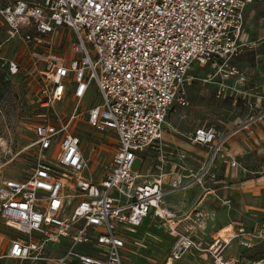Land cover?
<instances>
[{
  "label": "built area",
  "instance_id": "built-area-1",
  "mask_svg": "<svg viewBox=\"0 0 264 264\" xmlns=\"http://www.w3.org/2000/svg\"><path fill=\"white\" fill-rule=\"evenodd\" d=\"M256 1L261 0L0 2V22L7 27L2 44L19 39L32 47L30 61L43 64L42 85L34 93L41 110L22 123L32 133L29 147L35 157L30 172L15 178L4 177L0 170V260L123 264L131 235L148 216L172 238L169 260L193 250L208 254L210 264H239L236 257L222 255L226 245L235 239L248 248L264 240L261 224L253 230L230 226L225 237L217 231L208 241L214 212L202 199L185 209L166 200L193 181L209 182L212 192L219 183L216 161L231 167L238 163L225 148L227 139L240 130L251 135L264 119V90L253 94L245 88L246 73L229 62L247 44L245 9ZM61 29L73 34L66 55L51 47ZM42 44L49 48L42 51ZM6 61L8 73H16L19 62ZM193 64L211 68L201 80L216 85L217 97L228 92L232 102L241 99L248 112L238 128L224 136L212 125L190 131L187 139L205 146L206 156L196 171L178 172L165 182L169 151L162 132L173 103L188 104L187 86L196 78L189 72ZM217 74L233 78V84L214 80ZM91 83L99 101L84 106ZM67 93L72 95L71 109L61 114L55 104ZM82 120L116 139L99 180L83 175L87 159L73 130ZM147 152L154 156L153 172L133 171L134 161L143 160ZM185 156L178 152L180 160ZM214 195L221 204H230L229 197Z\"/></svg>",
  "mask_w": 264,
  "mask_h": 264
},
{
  "label": "rangeland",
  "instance_id": "rangeland-1",
  "mask_svg": "<svg viewBox=\"0 0 264 264\" xmlns=\"http://www.w3.org/2000/svg\"><path fill=\"white\" fill-rule=\"evenodd\" d=\"M2 1L5 0H0ZM244 20L247 44L243 50L232 56L229 62L243 69L247 76L244 87L255 94L260 89V84L264 83V0L249 4L245 9ZM6 29V25L0 22L2 46L0 47V170L4 177L23 178L30 172L35 156L33 148L29 147L32 133L22 123L29 121L41 110L35 102L34 93L42 85L40 71L43 69V64L41 61H30L29 50L32 47L24 45L19 39L2 44ZM70 33L67 29H61L59 35L54 38V43L51 44L52 50L59 49L58 53L66 55L67 40L73 38V34ZM44 47L49 48L42 44L39 49L43 51ZM7 58L19 62L16 73H8ZM210 71L212 72L211 68H198L193 64L189 72L196 78L187 86L188 104L180 105L174 102L167 114L165 125L180 138H185V134L200 124L212 125L221 136H224L238 128L239 122L248 112L241 99L233 103V96L228 92L225 96L217 97L216 85L201 80ZM213 79L229 84H233L234 81L233 78H225L219 74ZM71 96V93H67L61 102L55 104V109L59 113H69ZM253 98L251 96V100ZM98 101L99 95L95 84L91 83L83 99L84 106ZM73 130L82 142V152L87 159V168L83 171V175L92 180H99L116 147L114 134L110 131H96L83 120L79 121ZM238 135L236 132L229 138ZM54 147L52 145L49 153H53ZM249 150L250 148L245 155L246 182H243L238 189H234L236 195L233 199V195L229 197L230 204H221L215 196L206 198L205 203L214 212L213 220L209 222L206 231L208 241L222 228L225 234L230 229L229 224L233 229L241 226L245 230H253L264 224V156L256 155L255 149ZM153 157L152 152L145 153L141 157L143 160L134 161L132 170L145 173L144 160L153 164ZM150 172H153V168H150ZM257 177H261L260 180H255ZM251 178L254 179L253 184L252 180H248ZM248 182L252 185H248ZM232 183L233 187H236L240 180H234ZM146 223L140 225L136 233L131 235L132 242L127 244L123 264H210L208 254L193 250L186 252L178 260H169L172 238L168 237L159 221ZM222 255L225 258L236 257L239 264H264V240L256 241L251 247L244 248L234 239L225 246ZM0 264L13 263L2 259Z\"/></svg>",
  "mask_w": 264,
  "mask_h": 264
},
{
  "label": "crops",
  "instance_id": "crops-1",
  "mask_svg": "<svg viewBox=\"0 0 264 264\" xmlns=\"http://www.w3.org/2000/svg\"><path fill=\"white\" fill-rule=\"evenodd\" d=\"M263 89L264 83L260 84V89L257 90V92L259 93ZM195 127L192 128L191 131H194ZM252 129L253 133L251 135H247L246 131H240L238 132V136L229 138L226 141L225 148L238 163L237 166L231 167L228 164H224L220 160L216 161V172L218 174L219 183L213 188L211 187L212 192L207 189L208 187L212 186V184H210L209 182L193 181L192 184H190L186 189L168 195L166 197L167 202L172 206H176L180 209H185L189 208L192 204L200 199H202L205 203L206 198L210 199L212 196H215L214 194H217V196L219 197H230L233 195V199L234 195H236L234 189H238L243 182H246L245 171L247 169L245 167V155L247 153V149L250 148L249 151L255 149L256 155L261 154L264 156V119L258 124L254 125ZM167 131H169L170 133ZM188 134L184 135L185 138H180L176 135L175 132L172 131V129H170L167 125H164L162 137L167 144V150L169 151L168 162L166 165L167 174L164 177L165 182H168L173 177H175L174 175L178 172L184 175H188L190 171H196L206 156L205 146L191 144L187 139ZM181 150L186 153V156L180 160L178 158V152ZM144 161L146 162L145 172L149 173L152 164L150 163V161ZM260 178L261 177H257L255 180H260ZM234 180H240V183L236 187H233L232 181ZM248 180H252L253 184V178ZM247 184L252 185L249 184V182ZM213 200L214 199L212 198V201ZM180 205L182 207H180ZM151 221L153 222L155 220L154 218H152V216H148L144 219L141 226L144 222H147L149 224L151 223ZM229 225L232 226L231 224ZM135 233L136 231L133 234Z\"/></svg>",
  "mask_w": 264,
  "mask_h": 264
},
{
  "label": "bare ground",
  "instance_id": "bare-ground-1",
  "mask_svg": "<svg viewBox=\"0 0 264 264\" xmlns=\"http://www.w3.org/2000/svg\"><path fill=\"white\" fill-rule=\"evenodd\" d=\"M264 90V89H263ZM190 184H192V183H190ZM189 184V185H190ZM189 185H188V187H189ZM218 234L220 235V236H222V237H225V234L223 233V228L222 229H220L219 231H218Z\"/></svg>",
  "mask_w": 264,
  "mask_h": 264
}]
</instances>
